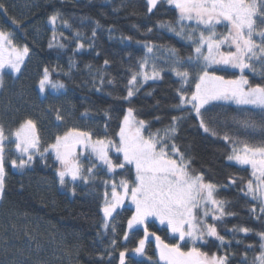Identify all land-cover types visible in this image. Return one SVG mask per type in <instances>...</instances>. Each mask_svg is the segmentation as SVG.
I'll return each instance as SVG.
<instances>
[{"label": "trees", "instance_id": "16d2710c", "mask_svg": "<svg viewBox=\"0 0 264 264\" xmlns=\"http://www.w3.org/2000/svg\"><path fill=\"white\" fill-rule=\"evenodd\" d=\"M13 1L0 0L4 6L0 8V30L10 35L16 47L27 46L29 58L24 61L18 76L9 73L2 76L0 124L10 139H14L12 132L26 119L35 122L43 150L55 142L57 135H63L71 128L91 131L94 138H103L107 125V135L117 140L119 125L129 107L134 109L137 119L148 122L146 134L149 130L153 133L160 130L162 135L173 116H183L177 122L178 131L173 139L181 151L192 158L191 168L203 173L205 181L218 185L214 196L224 202L226 213L220 220L212 221L226 243L221 245L209 237L208 243L200 245L201 250L210 256L227 255V264H253L261 253V241L256 233L264 232V213L259 211V200H253L241 191L242 188L246 191V183L252 179L251 170L227 159L231 145L222 139L226 132L231 135L235 131L233 117L239 115L238 106L213 103L203 108L207 126L218 135L205 132L194 111L189 115L188 109L174 107L179 103L177 89L181 84L180 79L168 70L161 72L159 80L143 83L131 98L123 99L130 87V69L138 70V61L145 55V42L161 46V56L167 55L163 49L168 46L178 49L181 57L194 55L191 42L158 26L159 21L175 22L176 10L161 3L149 13L147 0H33V8L22 17L9 8ZM56 12L60 13L57 23L49 25V17ZM63 21L70 27H65ZM40 23H45L49 32L38 39L34 32ZM148 28L152 31L148 32ZM50 41L63 43L65 47L50 48ZM77 42L83 43L84 48L77 49ZM105 60L109 61L108 65L104 64ZM158 63L163 64L160 60ZM46 67L52 80L64 83L65 88H46V95L42 96L38 84ZM217 69L220 68L210 71L224 75L226 79L240 75L239 71ZM146 70L150 71V68ZM101 73L105 81L102 86L98 79ZM260 73L259 68L255 74L245 71L253 85L264 84ZM108 80L113 83L108 84ZM98 87L100 91L96 90ZM186 90L194 91V83H189ZM58 114L63 119L57 120ZM259 139L258 134L257 142ZM16 157L14 145L9 144L5 161L6 186L0 203V264H119V252L125 246L129 249L138 246L143 230L135 236L129 232V239H124L133 209L118 210L119 215L114 214L110 227L107 230L102 227L104 181L111 177L105 168L95 173L96 179L88 184L75 182L73 195L69 179H66L69 180L66 186L60 185L57 176L60 164L51 151L43 160L39 155L35 156L31 166L21 172L11 166L10 160ZM121 174L133 179L134 170L128 172L125 169L115 176L121 177ZM230 179L236 182L230 183ZM252 208L256 211H251ZM240 227L252 231L247 234L231 231ZM149 229L166 241L172 239L170 233L157 223L149 222ZM112 239L116 240L114 248ZM145 253L148 259L127 253L126 264L130 258L143 261V264H161L154 241L147 242Z\"/></svg>", "mask_w": 264, "mask_h": 264}, {"label": "snow or ice", "instance_id": "6c2138e0", "mask_svg": "<svg viewBox=\"0 0 264 264\" xmlns=\"http://www.w3.org/2000/svg\"><path fill=\"white\" fill-rule=\"evenodd\" d=\"M161 3L173 7L178 15L175 22L159 21L158 26L166 28L182 40L191 42L194 55L181 57L178 49L168 46L163 49L167 55L161 56V46L145 42V55L138 61V70L130 69V87L123 99L131 98L139 91L143 82L156 80L160 78L161 72L168 70L180 79L181 84L177 89L179 103L174 107L188 109L189 115L194 111L200 119L199 126L205 132L218 135L206 124V113L201 111L205 105L213 101H230L237 105L239 115L233 117L235 131L231 135L226 132L222 139L231 145V153L227 156L229 161L250 166L254 180L249 179L246 191L244 188L241 191L245 196L259 200V211L264 213V84L253 85L245 75V70L255 74L259 67L260 74L264 77V0H147V11L151 13ZM3 7L0 4V8ZM59 17L60 13L56 12L49 17V23L55 25ZM13 23L16 21L13 20ZM63 23L65 27H70L67 21ZM221 25L223 31L217 27ZM147 31L151 32L152 29L148 28ZM95 35L93 30V36ZM76 36H79L78 32ZM49 47L64 48L65 45L50 41ZM82 48L84 44L77 42V49ZM28 53L27 46L22 49L16 47L10 35L0 30V72L9 68L12 72L19 73ZM161 59L163 64L158 63ZM108 63V60L104 61L105 65ZM214 66H223L217 69L221 71L228 68L238 69L240 75L236 79H226L224 75L210 71ZM87 67L91 68V65ZM149 68L150 71L146 70ZM98 79L102 86L105 83L104 74L101 73ZM92 83L95 86V79ZM107 83L112 84L113 81L108 80ZM189 83H194V91L186 90ZM0 87H3L2 78ZM38 87L39 92L43 94L46 88L60 90L65 88V84L53 81L46 67ZM96 90L101 89L98 87ZM133 113L134 109L129 107L127 114L123 116L117 133L118 141L107 135V125L103 138H94L91 131L71 128L63 135H57L55 142L43 150L33 120L23 121L12 132L14 139H10L3 124H0V200L3 199L6 186L5 161L9 144L14 145L18 154V157L10 160L14 169L23 170L26 166H31L37 155L43 160L49 151L54 153L55 159L61 165L57 170L59 183L66 186L69 183L66 178H70L73 195L76 181L88 184L90 180L96 179L94 169L97 165L90 162L85 174L83 164L77 159L76 149L83 147L106 166L108 173H113L116 169H126L128 172L134 169V179L121 178L119 185L112 183L110 197L107 190L104 193L102 227L105 230L110 227L109 220L115 219L113 213H117V209H123L126 200L130 208L124 210L129 211L134 207V212L127 220L128 231L124 233V239H129V232L135 236L141 228L143 229V238L139 239L138 246L130 249L125 246L124 250L119 252V264H126L125 258L129 252L133 257H144L146 241L151 242L150 238H154L159 262L162 264H227V255L210 256L200 247L208 243L209 237L215 238L221 245L226 243L225 237L220 235L217 227L208 223L207 219L211 214L213 220H220L226 213L222 207L224 202L214 196L218 185L205 181L203 173H197L191 168L192 158L181 151L173 139L178 131L177 122L184 117L173 116L172 123L162 135L160 130L155 133L149 130L146 135L148 122L137 119ZM105 114L108 115L107 112ZM56 118L63 119L59 114ZM258 134L260 139L257 142ZM113 149L118 154L115 158L109 155ZM229 182L235 183L236 180L230 179ZM104 183L107 185L108 181ZM209 205L213 206L214 211ZM198 209L200 211H197ZM251 211L255 212L256 208ZM150 220L151 223L158 221L163 230L171 234L172 239L166 241L156 231H150ZM237 230L246 234L252 231L247 227L233 228L231 231ZM112 231H116L114 224ZM256 234L260 237L261 253L255 257L253 264H264V232ZM236 242L240 243L239 240ZM115 245L116 240L112 239L111 246L114 248ZM100 259L103 260V256ZM129 264H143V261L130 258Z\"/></svg>", "mask_w": 264, "mask_h": 264}, {"label": "rangeland", "instance_id": "374dc122", "mask_svg": "<svg viewBox=\"0 0 264 264\" xmlns=\"http://www.w3.org/2000/svg\"><path fill=\"white\" fill-rule=\"evenodd\" d=\"M33 5H34V1L33 0H14L12 3H9V8H11V9H13V10H11V11H13L16 15L18 14V15H22V17L23 16H25V14H27V13H29L30 11H31V9L33 8ZM155 9H153V11H154ZM49 25H51V23L49 24ZM218 27V29L220 30V31H223L224 29H223V26L221 25V26H217ZM48 32H49V29H48V27H47V25L45 24V23H40V24H38L37 26H36V28H35V32H34V35L38 38V39H40V37H45L47 34H48ZM17 45V44H16ZM19 48V47H18ZM234 50V49H233ZM29 58V54L24 58V61L26 60V59H28ZM161 62H163V59H161L160 60ZM23 65H24V62H23V64L21 65V70H22V67H23ZM223 66H214L213 68H222ZM259 68V67H258ZM260 69V68H259ZM21 70H20V72H21ZM228 70H233V71H239L238 69H231V68H228ZM261 70V69H260ZM245 71H248V70H245ZM20 72L19 73H14V72H12L9 68H5V69H3V71L2 72H0V78H2V76L4 75V73H9V74H12L13 76H18L19 74H20ZM175 75V74H174ZM176 76V75H175ZM177 77V76H176ZM160 78H161V76H160ZM160 78H158V79H156V80H159ZM178 78V77H177ZM236 79V78H235ZM148 81H151V80H148ZM147 81V82H148ZM143 83H146V82H143ZM41 94V93H40ZM42 96H45L46 95V90H45V92L43 93V94H41ZM213 103H227V104H232V105H235L234 103H232V102H226V101H213L212 103H210V104H213ZM209 104V105H210ZM209 105H205V107H207V106H209ZM235 106H237V105H235ZM242 107V106H241ZM202 110V109H201ZM127 114V113H126ZM146 134V133H145ZM147 135V134H146ZM118 139H119V137H117V141H118ZM15 150V149H14ZM76 152H77V159H79L80 161H81V163L83 164V166H84V169H85V174H87L86 173V169H87V167H89L90 166V162L91 163H95L97 166H96V168L94 169V172L95 173H97V172H100L103 168H105V170L107 171V169H106V166H104V165H102L98 160H96L95 159V157L94 156H92L91 154H90V152L88 151V150H85L83 147H77V149H76ZM109 155L111 156V157H113V155H115V156H117L118 154L115 152V150L113 149V150H110V152H109ZM114 158V157H113ZM121 158H122V156H121ZM96 162H98V163H96ZM114 162H115V159H114ZM231 163H234V164H236L235 163V161H230ZM236 165H239V164H236ZM239 166H242V165H239ZM27 167H29V166H26L25 168H27ZM242 167H248L250 170H251V168H250V166H242ZM24 168V169H25ZM61 168V165H60V167H59V169ZM23 169V170H24ZM15 170H18V171H22V170H20V169H15ZM125 169H116V171L115 172H113V173H108L111 177H113L114 179H108V180H106V181H108V183H107V185L105 184V191L107 190L108 192H109V197H110V192H111V186H112V183L113 182H115L117 185H119V181H120V179L121 178H128V179H130L128 176H121V177H116L115 176V174L117 173V172H120V171H124ZM134 170V169H133ZM252 171V170H251ZM66 179H69L70 180V178H66ZM133 179H134V177H133ZM252 179L254 180V178L252 177ZM58 180H59V178H58ZM131 180V179H130ZM76 182H80V181H76ZM118 190H120V189H118ZM105 191H104V193H105ZM1 201L2 200H0V203H1ZM125 207H128V208H130V205H129V202L126 200L125 201V204H124V208ZM210 209H212L213 211H214V208H213V206H211V205H209L208 206ZM222 207H223V205H222ZM131 209H133V211H134V207H131ZM118 210H121V209H117V211ZM197 211H200L199 209L197 210ZM102 214H103V211H102ZM114 214L115 213H113V216H114ZM216 214L217 215H219V213L218 212H216ZM104 219V218H103ZM208 219V223H211L212 224V221H215V220H213L212 219V215L210 214L209 215V217L207 218ZM110 221H111V219L109 220V223H110ZM149 222H151V220L149 221ZM158 225H159V222L157 221L156 222ZM160 226V225H159ZM162 227V226H161ZM141 230H143L142 228H141ZM150 230V229H149ZM151 231V230H150ZM171 235V234H170ZM150 240H152V241H154V238H150ZM154 243H155V241H154ZM146 246H147V241H146ZM146 246H145V251H146ZM156 252H157V250H156ZM137 258H139V259H148V256L147 255H145L144 257H137ZM157 258H158V261H159V256H158V252H157ZM159 263H161L162 264V262H159Z\"/></svg>", "mask_w": 264, "mask_h": 264}]
</instances>
